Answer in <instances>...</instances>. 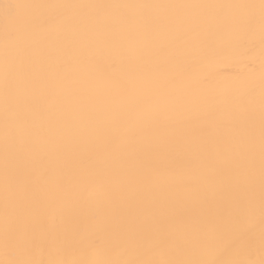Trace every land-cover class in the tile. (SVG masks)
I'll list each match as a JSON object with an SVG mask.
<instances>
[{"label":"snow or ice","instance_id":"snow-or-ice-1","mask_svg":"<svg viewBox=\"0 0 264 264\" xmlns=\"http://www.w3.org/2000/svg\"><path fill=\"white\" fill-rule=\"evenodd\" d=\"M2 7L0 264H264V0Z\"/></svg>","mask_w":264,"mask_h":264},{"label":"bare ground","instance_id":"bare-ground-1","mask_svg":"<svg viewBox=\"0 0 264 264\" xmlns=\"http://www.w3.org/2000/svg\"><path fill=\"white\" fill-rule=\"evenodd\" d=\"M16 0H0V17L3 16V5L5 3H14ZM128 2H175V3H239L244 0H128ZM255 49L257 58V72L251 78L253 83L249 86L242 80L236 79L232 74L242 71V68L234 61L228 58H221L214 62L213 68L222 71V75L215 81L214 87L218 91L225 89L240 88L244 92H250L257 99L259 97V37L258 32L255 38Z\"/></svg>","mask_w":264,"mask_h":264}]
</instances>
